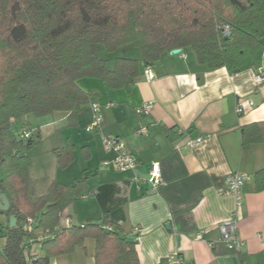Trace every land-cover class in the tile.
<instances>
[{"label":"trees","instance_id":"obj_1","mask_svg":"<svg viewBox=\"0 0 264 264\" xmlns=\"http://www.w3.org/2000/svg\"><path fill=\"white\" fill-rule=\"evenodd\" d=\"M100 45L109 54L135 48L140 58L117 56L110 65L98 55ZM173 49L191 52L206 70L255 69L264 53V0H0V192L9 201V209L0 210V264H50L86 239L94 240V264H140L134 239L105 217L66 223L64 212L86 190L87 175L71 184L53 180L44 193H34L28 152L39 140L28 116L64 112L74 124L92 100L80 78L129 91L141 62L151 65ZM262 140L257 124L243 127L242 148ZM73 151V145L52 150L61 169L73 161ZM253 183L264 190V168ZM27 218L33 221L28 231ZM37 232L49 235L37 240ZM32 242L40 247L35 256Z\"/></svg>","mask_w":264,"mask_h":264},{"label":"crops","instance_id":"obj_2","mask_svg":"<svg viewBox=\"0 0 264 264\" xmlns=\"http://www.w3.org/2000/svg\"><path fill=\"white\" fill-rule=\"evenodd\" d=\"M133 49L125 50V57L140 58L139 50ZM146 67L153 75L151 80L144 75ZM140 69L129 91L109 89L99 79L77 81L99 106V129L86 130L93 116L89 103L74 124L68 123L67 113L60 112V121L82 124L85 130L80 134L74 127L76 132L61 139L60 147L73 145L74 159L62 169L60 182L71 184L88 176L86 190L64 214L75 223L105 217L119 225L124 235L134 238L140 264H163L174 256L185 264H264V190H254L253 183L255 172L264 168V78L255 80L251 69L234 73L225 67L206 70L191 52L183 50L164 52L151 65L141 62ZM248 101L253 106L237 114L236 105ZM147 102L153 104L151 113L136 115L134 109ZM252 123L261 128L263 140L244 149L241 131ZM30 127L35 129L31 123ZM139 128L146 133L137 136ZM103 136L124 142L136 160L132 169L118 171L104 164L113 153L105 150ZM199 136L201 145H187ZM78 150L83 167L75 172L70 167L77 161ZM152 162L159 163L162 175V183L154 190L147 181ZM233 172L249 176L239 205L233 195L219 192ZM230 214L244 242L239 252L229 250L220 240L218 225ZM81 247L79 261L73 264H94V240L86 239Z\"/></svg>","mask_w":264,"mask_h":264},{"label":"built area","instance_id":"obj_3","mask_svg":"<svg viewBox=\"0 0 264 264\" xmlns=\"http://www.w3.org/2000/svg\"><path fill=\"white\" fill-rule=\"evenodd\" d=\"M229 28L224 25L222 28V33L224 36L229 34ZM255 80H261L264 78V66L259 65L255 69H251ZM144 75L147 80H151L153 75L149 67L144 70ZM90 109L92 111V121L86 126L87 131H93L99 129L102 123V116L99 112V106L96 102L91 101L89 103ZM253 102L248 101L245 104L238 103L235 108L237 114L244 113L246 109L251 108ZM153 108L152 102H147L143 106L134 109V112L138 116H147L151 113ZM145 128H139L135 131L138 136L140 134H145ZM102 143L106 151L113 153V158L110 161L104 162L105 165L112 166L113 169L118 171H125L132 169L136 160L134 156L128 152L125 148L124 142L115 136H103ZM203 143V138L201 136L196 137L194 140L187 142L189 147L199 146ZM249 180V176L245 173L233 172L229 173L224 181V185L220 188L219 192L223 195H233L236 199L237 205L240 204L241 189L245 182ZM147 181L151 185V189L154 190L158 185L162 183V175L160 171V166L158 162H152L149 167ZM70 219H66V223H69ZM33 227V221L31 218H27L24 222L23 229L31 230ZM218 229L220 232L221 242L231 251L239 252L244 244L243 240L239 237L237 233V225L234 214H230L225 220L219 223ZM139 227L134 228V232H138ZM49 233L45 235L37 236V240L41 237L48 236ZM200 238V234L197 235ZM25 264H34L33 260L27 261ZM163 264H185L179 256L170 257L164 261Z\"/></svg>","mask_w":264,"mask_h":264},{"label":"rangeland","instance_id":"obj_4","mask_svg":"<svg viewBox=\"0 0 264 264\" xmlns=\"http://www.w3.org/2000/svg\"><path fill=\"white\" fill-rule=\"evenodd\" d=\"M133 50L138 51L137 49ZM126 52L127 51H119L114 54H109L105 51L103 46L100 45L97 47L98 55L102 58L107 59L108 64H110V62H112V59L117 56L127 55ZM60 116V112H53L41 117H34L32 115L28 116V122H30L32 126L35 127V129L31 130L34 134V139L39 140V142L28 152L30 157L29 174L34 184V193L37 195L44 193L53 180H56L58 182L62 181L60 175L63 173V170L56 163L55 155L52 152L54 148L60 147L62 143V137L67 133L76 132L73 130L75 129L74 127H78V132L80 134L85 133L84 126H82V124H80L79 126L69 125L67 124L66 119L60 121ZM21 123L22 121H18L14 124L16 132L21 131ZM38 132H40V135H38ZM76 154L77 161H75V163H73L70 168L75 169V172H79L83 167V165H81L80 163L83 162V159L81 158L79 150L76 152ZM93 162L94 163L92 164L95 165V161ZM98 168L99 167H97V169ZM3 173L4 169L0 168V176H2ZM37 233L39 236L42 235V233L40 232ZM2 242L3 239L1 238L0 243ZM81 248V246H79L78 248L76 247V249L72 253L66 254L67 256L61 255L52 258L51 264H60V262L73 263L74 261H77L81 256ZM29 250L31 254L35 256L36 253L40 252L39 244L36 242H32Z\"/></svg>","mask_w":264,"mask_h":264},{"label":"water","instance_id":"obj_5","mask_svg":"<svg viewBox=\"0 0 264 264\" xmlns=\"http://www.w3.org/2000/svg\"><path fill=\"white\" fill-rule=\"evenodd\" d=\"M170 52L173 54L180 53L181 49H173ZM8 209H9V201L6 198L5 194L0 192V210L4 212V211H7ZM15 224H16V218L13 215H11L9 217V226L13 227L15 226ZM130 238L134 239L133 237H130Z\"/></svg>","mask_w":264,"mask_h":264}]
</instances>
